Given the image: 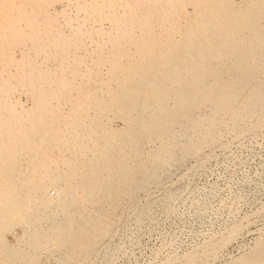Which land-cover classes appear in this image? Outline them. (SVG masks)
<instances>
[{"label":"bare ground","instance_id":"bare-ground-1","mask_svg":"<svg viewBox=\"0 0 264 264\" xmlns=\"http://www.w3.org/2000/svg\"><path fill=\"white\" fill-rule=\"evenodd\" d=\"M53 3L0 0V264L44 252L85 264L126 200L138 228L150 217L139 196L171 168L226 151V140L264 138V0H67L74 16ZM83 36L112 49L78 62L91 49ZM173 195L159 204L168 213ZM240 223L162 264H209L237 243ZM263 235L238 250L239 264H264Z\"/></svg>","mask_w":264,"mask_h":264},{"label":"rangeland","instance_id":"rangeland-1","mask_svg":"<svg viewBox=\"0 0 264 264\" xmlns=\"http://www.w3.org/2000/svg\"><path fill=\"white\" fill-rule=\"evenodd\" d=\"M53 1H57V4L55 2L53 3ZM243 1L247 3L249 0H234L235 3L241 6L244 5ZM51 2L55 10L59 12L63 9L67 11L70 10L72 11V14L69 11L70 15H75L74 8L70 7L69 9V7H67V0H51ZM15 6L17 5L15 4ZM58 16L60 17L57 18V22L61 25L63 31H65V25L68 21L65 20L64 16ZM62 18H64L65 22ZM0 19V22H2V18ZM71 22L70 24L74 26H77V24L79 25V22ZM73 22L75 23L73 24ZM88 25L89 24H87V26ZM87 28H90V26ZM65 32H68L70 39L75 38L72 34L73 32L70 31L69 28H67ZM88 39L89 37L87 36H83L82 38V40H85L89 45V49H91L89 52H82L83 56H86V58L83 57V59L78 62L87 63L90 60V52H92L91 55L95 56L96 53L99 55L102 50V53L107 55V53L103 51L102 46L106 45V52L112 49L109 43H98V46L97 43L95 45V42L90 43L93 39L95 41L100 40L101 42V38L95 35L93 39ZM8 42H11V40ZM7 43L3 51L5 53L7 52L6 54L9 53L11 56L15 55L14 58L18 59L21 46L19 47L16 44L12 45L11 43H8V46ZM90 44L92 46H90ZM107 44L110 48H108ZM12 46L15 49H13ZM9 47L11 48L9 49ZM10 50H12L11 53L9 52ZM97 54L96 56H98ZM31 56L33 57L32 54ZM42 60L43 62L41 63L40 61ZM48 60H50V58H48ZM48 60L47 58L39 57L36 59V62H38L39 65H43V63H48L50 65L55 59ZM58 60L59 59L56 58V62L53 61L51 65H57L59 62ZM25 100L26 98L23 95L22 101L25 102ZM29 102L30 101L25 103V106H30L31 103ZM112 119L111 126L113 128L116 126L118 128L122 125L121 121L117 118L114 119L113 117ZM235 142L237 141L232 142L231 140H226L225 143L228 146L224 152H222L223 150L218 151L217 149L208 150L203 153L204 155L201 154L198 157L199 160L196 158L197 161L195 158L194 161L192 160L193 158H190L187 159V161L185 160L186 162L184 161L178 166L176 165V168L174 166L170 170V175L161 182L160 186H154V189L151 187L148 192L141 194L142 196H139L141 201L139 200L138 202L139 207H142L141 204L143 203V205H146L143 207L146 208L150 202V207L147 208L149 210L154 208L150 210V213H152L150 217L143 222L145 224L144 226L142 223L138 228L134 224V220H131L134 219V217L132 218L131 212L128 211L130 202L126 200L124 208L116 214L118 225L111 228L110 235L107 237L108 239L106 238L99 243L93 253H91L92 255L86 259L85 264H155L157 262L162 264L167 257H169L171 252L172 254L174 253L173 255H180L185 250L190 249V247L202 244L201 242H203V240L209 242L211 238L218 237L223 233V230H226V228L229 229L230 226L232 227L243 220L241 221L242 224L240 223L243 230L240 233L241 236L239 235L240 237H237L236 245L229 243L219 252L222 257L232 255V258L235 260L232 264H239L237 260L239 261L241 256L240 253L243 251L239 252L240 249L248 245L247 250H249L250 247L254 246L255 239L264 234V210L260 207V203L262 201L264 202V138L262 140L258 139V141H251L246 138L238 141L239 143ZM171 193L172 195L174 194V197L176 196V199L173 198L171 203L173 212L168 213L162 210L159 204L162 202L163 198L166 197V194L168 196ZM195 199L198 200L196 201ZM158 206H160V208ZM260 209L261 212L258 214ZM247 217L249 219L248 221L245 219ZM245 222L246 225L244 226ZM47 225L48 223H44L45 227ZM114 232L115 234L112 235ZM214 233H217V235ZM206 234L210 237L208 238ZM207 238L209 241H206ZM4 239L8 243L11 242L9 244H12L14 241L13 236L8 232L4 234ZM250 244L251 246H249ZM106 246L107 249H104ZM95 252L96 256H93ZM175 252H177V254H175ZM220 255H218L217 259L211 257L213 260L210 258L209 264H223L224 262V264H228L230 262L227 258L224 259L225 257H223L222 261ZM34 259L32 264H61L47 252L40 253L38 256L36 255ZM217 260H221L222 262Z\"/></svg>","mask_w":264,"mask_h":264}]
</instances>
